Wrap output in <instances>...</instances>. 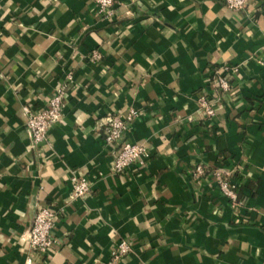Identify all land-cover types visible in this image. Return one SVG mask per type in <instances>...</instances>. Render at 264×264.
Masks as SVG:
<instances>
[{"label":"crops","instance_id":"obj_1","mask_svg":"<svg viewBox=\"0 0 264 264\" xmlns=\"http://www.w3.org/2000/svg\"><path fill=\"white\" fill-rule=\"evenodd\" d=\"M113 1L106 19L93 0H0V264H264V0ZM68 72L62 121L34 146L23 107H46ZM131 113L105 148L109 115ZM126 140L148 159L115 174ZM40 207L58 216L42 257L27 243Z\"/></svg>","mask_w":264,"mask_h":264},{"label":"built area","instance_id":"obj_2","mask_svg":"<svg viewBox=\"0 0 264 264\" xmlns=\"http://www.w3.org/2000/svg\"><path fill=\"white\" fill-rule=\"evenodd\" d=\"M225 5L234 11L244 9L250 0H223ZM98 15L106 19H112L115 15V3L113 0H93ZM94 57L97 56L94 54ZM218 85L221 90H228L226 78L218 76ZM72 83V75L66 73L64 79L58 83L48 98L46 107L34 109L31 106L23 107V111L27 116L25 127L30 135L32 144L38 145L43 143L49 129L62 121L63 103L66 96V90ZM198 114L203 119H212L214 117V107L211 104L209 96L202 92L198 98ZM123 117L120 115H109L102 130V141L105 148L112 149L114 145L123 140L124 132L130 122L131 116ZM148 159V150L144 145L123 141L120 150L116 153L112 171L115 174H123L130 165H142ZM198 174L202 173V167L196 168ZM214 177L222 194L230 201L236 202L237 188L236 181L232 179V175H224L218 168L214 171ZM71 197L82 198L89 192V186L85 179L73 176L70 179ZM58 221L57 213L48 208L40 207L35 215L32 226L29 230L27 243L30 250L42 257L47 255L54 247L56 240L52 236L55 224ZM129 243L127 240H121L117 243L116 249L113 251L114 258L121 261L123 256L129 251ZM32 259L27 258L26 263L30 264Z\"/></svg>","mask_w":264,"mask_h":264}]
</instances>
